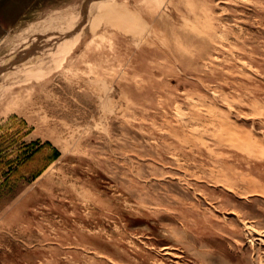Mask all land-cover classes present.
I'll use <instances>...</instances> for the list:
<instances>
[{"label":"rangeland","instance_id":"1","mask_svg":"<svg viewBox=\"0 0 264 264\" xmlns=\"http://www.w3.org/2000/svg\"><path fill=\"white\" fill-rule=\"evenodd\" d=\"M0 264H264V0L55 1L1 32Z\"/></svg>","mask_w":264,"mask_h":264},{"label":"crops","instance_id":"2","mask_svg":"<svg viewBox=\"0 0 264 264\" xmlns=\"http://www.w3.org/2000/svg\"><path fill=\"white\" fill-rule=\"evenodd\" d=\"M65 0H0V33L12 30L24 16L38 6Z\"/></svg>","mask_w":264,"mask_h":264},{"label":"bare ground","instance_id":"3","mask_svg":"<svg viewBox=\"0 0 264 264\" xmlns=\"http://www.w3.org/2000/svg\"><path fill=\"white\" fill-rule=\"evenodd\" d=\"M71 31H72V30H71ZM73 38H74V37H73ZM64 39H65V38H64ZM36 52H37V51H36ZM36 52H35V53H36ZM30 55H31V54H30ZM13 62H14V61H13ZM26 62H27V61H26ZM36 65H37V64H36ZM39 65H40V64H39ZM10 66H11V65H10ZM253 231H254V230H253ZM167 253H168V252H167Z\"/></svg>","mask_w":264,"mask_h":264}]
</instances>
